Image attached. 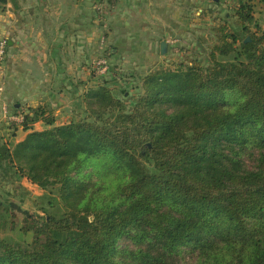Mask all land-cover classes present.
Returning a JSON list of instances; mask_svg holds the SVG:
<instances>
[{"label":"trees","instance_id":"obj_1","mask_svg":"<svg viewBox=\"0 0 264 264\" xmlns=\"http://www.w3.org/2000/svg\"><path fill=\"white\" fill-rule=\"evenodd\" d=\"M237 15L210 64L154 69L131 103L100 83L69 123L23 112L29 132L0 144V168L60 184L65 207L25 212L0 264H178L186 248L194 264H264V24L249 28V1Z\"/></svg>","mask_w":264,"mask_h":264},{"label":"crops","instance_id":"obj_2","mask_svg":"<svg viewBox=\"0 0 264 264\" xmlns=\"http://www.w3.org/2000/svg\"><path fill=\"white\" fill-rule=\"evenodd\" d=\"M187 4L188 0H0V40H7L0 69V122L15 108L16 117L29 107L60 106L56 112L61 111L67 99L78 100L84 87H92L93 73L97 75L93 67L98 68L92 67L93 60L101 53L109 50L111 59L139 60L140 46L155 44L180 27ZM124 44L130 47L123 50ZM38 122L44 123L39 120L34 126Z\"/></svg>","mask_w":264,"mask_h":264},{"label":"rangeland","instance_id":"obj_3","mask_svg":"<svg viewBox=\"0 0 264 264\" xmlns=\"http://www.w3.org/2000/svg\"><path fill=\"white\" fill-rule=\"evenodd\" d=\"M245 1H249L253 5L255 21L248 25L251 31L255 32L257 30L256 23L264 24V3L262 0ZM184 8L187 10V15L183 18L185 17L186 20L180 21V27L170 29L171 36L164 35V38L155 44L149 43L140 46L141 58L139 60L111 59L109 50L101 53L98 59H94L92 67L97 66L98 60L105 59L114 70L102 75L99 67L97 69L93 67V70L97 71V75L93 73L91 88H96L100 83H104L112 88L117 97L131 103L142 91L143 77L154 69L174 70L179 65L193 62L210 64L211 52L219 41L218 28L225 25L230 32L238 30L235 27L238 22L239 0H188V4ZM249 34H242L241 37L246 38L250 36ZM164 40L167 41L168 48L164 54H161L160 45ZM129 47L127 44L122 45L123 50ZM218 59L224 60V57L218 55ZM87 89L89 91L90 86L82 89L85 91L81 93V96H78V100L77 97L73 100L67 99L64 103L65 107L61 106L63 109L59 112H56V109L60 106L48 108V114L53 115L58 124L69 123L73 118H79L78 112L82 113L87 105ZM56 103L59 105V102ZM21 113L23 114V112ZM16 114L18 113L13 109L6 115L5 119L7 120L0 122V144L7 143L11 148L24 139L29 132L23 129L21 121L23 118L16 117ZM35 127L42 130L48 126L38 122ZM4 164L7 174H4L0 168V236L20 240L24 236L20 226L23 223L25 212L35 214L38 219H42L47 210L54 209L49 204L50 199L55 200V208L63 209L65 202L61 197L60 184L50 183L46 187H41L18 172L16 166L8 160ZM195 261V254L189 253L188 248L177 258L178 264H194Z\"/></svg>","mask_w":264,"mask_h":264},{"label":"built area","instance_id":"obj_4","mask_svg":"<svg viewBox=\"0 0 264 264\" xmlns=\"http://www.w3.org/2000/svg\"><path fill=\"white\" fill-rule=\"evenodd\" d=\"M6 49H7V40L1 39L0 40V68L2 67V64H3L4 59H5ZM97 67H99L100 73H105L107 70V61L105 59L98 60ZM14 120H17V119L14 118Z\"/></svg>","mask_w":264,"mask_h":264},{"label":"water","instance_id":"obj_5","mask_svg":"<svg viewBox=\"0 0 264 264\" xmlns=\"http://www.w3.org/2000/svg\"><path fill=\"white\" fill-rule=\"evenodd\" d=\"M248 40H250V37L246 38V41H248ZM160 46H161V54H164L167 51V48H168L167 41H165V40L162 41Z\"/></svg>","mask_w":264,"mask_h":264}]
</instances>
